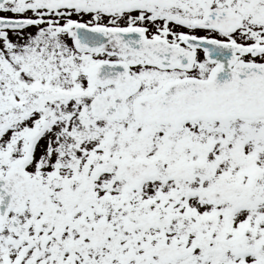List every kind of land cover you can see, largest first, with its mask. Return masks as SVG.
<instances>
[{
	"label": "snow or ice",
	"instance_id": "snow-or-ice-1",
	"mask_svg": "<svg viewBox=\"0 0 264 264\" xmlns=\"http://www.w3.org/2000/svg\"><path fill=\"white\" fill-rule=\"evenodd\" d=\"M0 264H264V0H0Z\"/></svg>",
	"mask_w": 264,
	"mask_h": 264
}]
</instances>
